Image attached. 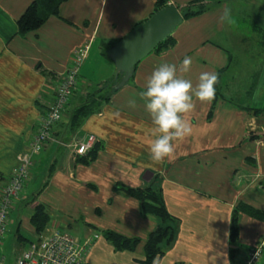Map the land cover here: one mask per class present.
<instances>
[{
    "label": "crops",
    "instance_id": "0c3cea01",
    "mask_svg": "<svg viewBox=\"0 0 264 264\" xmlns=\"http://www.w3.org/2000/svg\"><path fill=\"white\" fill-rule=\"evenodd\" d=\"M32 1L0 0V191L55 99L74 51L88 45L80 88L88 92L107 83L116 66L106 50L150 17L159 0H67L40 28L21 33L18 19ZM163 1L179 7L191 0ZM219 6L206 13L204 32L202 18L184 19L172 33L175 44L145 57L74 132L65 123L84 95L73 97L67 119L53 126L55 138L35 155L25 193L11 208L13 235L0 248L4 264H13L38 238L32 223L38 204L49 213L45 233L76 230L80 243L100 233L82 264H147L145 243L160 218L143 214L139 197L119 185L143 187L152 180L176 220L171 244L153 264H247L260 245L262 256L252 264H264V0H221ZM226 7L235 24L220 22ZM185 56L193 63L183 75L194 86L202 72L218 74L217 98L195 101L185 116L191 135L175 141L173 156L157 163L149 154L154 125L138 94L156 67L179 66ZM243 80L252 82L247 86ZM132 99L135 107L129 106ZM91 134L98 138L94 151L77 153V141ZM235 211L239 229L233 240ZM107 230L141 242L134 250L118 249Z\"/></svg>",
    "mask_w": 264,
    "mask_h": 264
},
{
    "label": "built area",
    "instance_id": "2783aa9c",
    "mask_svg": "<svg viewBox=\"0 0 264 264\" xmlns=\"http://www.w3.org/2000/svg\"><path fill=\"white\" fill-rule=\"evenodd\" d=\"M88 45L79 47L73 53L71 65L56 86L55 99L50 104L46 113L39 119L35 132L27 147L17 155L16 165L10 176L9 182L0 191V248L7 234L9 214L14 202L22 196L23 188L28 180L29 166L33 154L40 151L44 144L51 138L52 128L64 115L67 105L73 99L79 87V67L84 60ZM98 141L95 134L86 140L77 141L76 151L85 154L92 149ZM81 148L84 149L81 152ZM100 236L96 232L93 237L80 243L76 236L68 230L55 228L50 233H43L24 249L15 259L13 264H82L87 249L94 238ZM262 256L261 245L250 252L247 264L256 262ZM6 256L0 251V264H4Z\"/></svg>",
    "mask_w": 264,
    "mask_h": 264
},
{
    "label": "trees",
    "instance_id": "16d2710c",
    "mask_svg": "<svg viewBox=\"0 0 264 264\" xmlns=\"http://www.w3.org/2000/svg\"><path fill=\"white\" fill-rule=\"evenodd\" d=\"M65 1L67 0H33L18 19L19 31L21 33H27L40 28L50 16L59 14L60 6ZM193 1H191V4L189 5H192ZM165 5L166 4L163 0H159L156 10ZM181 12L184 15V19H186L190 16L198 14L200 11L188 10L186 12ZM175 42L176 41L171 34L166 40L159 43L153 51L160 52L162 50H165L174 45ZM108 52L109 50H106L105 53L108 54ZM121 76L122 74H120V77ZM118 82L119 78L114 77L112 80L103 84V87H106L105 89L99 87L98 90L94 89L89 91L87 95L84 96V101L71 110L70 118L65 123V126H68L72 132L76 131L90 114L96 112L102 106V104L108 101L111 95L119 89L116 87ZM215 98H217V96H215ZM94 147L89 151L90 153L94 151ZM92 157V155L84 157V160L88 161ZM119 186L139 197L143 214H154L160 218V225L150 233L145 243L146 256L143 262L147 264H153V262H155L157 258L161 257L165 253L166 247L171 244L176 232V220L174 216L169 212L162 192L153 180L143 187L133 188L127 187L125 185ZM253 212L257 213V211ZM238 220L239 213L235 211L233 214L231 225V238L233 240L238 234ZM32 223L37 234L39 236L42 235L49 223V213L43 204H38L35 207V212L32 217ZM104 232L105 236L118 249L134 250L141 242V239L139 237H128L113 230H107ZM24 238L27 239L26 237ZM35 240H32L31 243Z\"/></svg>",
    "mask_w": 264,
    "mask_h": 264
},
{
    "label": "clouds",
    "instance_id": "9594fccd",
    "mask_svg": "<svg viewBox=\"0 0 264 264\" xmlns=\"http://www.w3.org/2000/svg\"><path fill=\"white\" fill-rule=\"evenodd\" d=\"M220 22L235 24L231 9H223ZM192 63V58L185 56L179 66L167 62L160 64L147 77L145 90L138 94L154 125L152 133L155 139L150 144L149 154L157 163L173 156L175 141L191 135L192 126L185 116L194 110L195 101L210 103L215 99L218 74L202 72L194 86L183 75L190 72ZM129 106H136L135 99L129 101Z\"/></svg>",
    "mask_w": 264,
    "mask_h": 264
},
{
    "label": "water",
    "instance_id": "95a60500",
    "mask_svg": "<svg viewBox=\"0 0 264 264\" xmlns=\"http://www.w3.org/2000/svg\"><path fill=\"white\" fill-rule=\"evenodd\" d=\"M183 21L184 15L180 8L168 3L134 26L115 43L108 55L116 66L115 77L119 78L116 87L124 86L133 76L136 66L152 53L159 43L166 40ZM150 174L146 175V180H150Z\"/></svg>",
    "mask_w": 264,
    "mask_h": 264
},
{
    "label": "rangeland",
    "instance_id": "374dc122",
    "mask_svg": "<svg viewBox=\"0 0 264 264\" xmlns=\"http://www.w3.org/2000/svg\"><path fill=\"white\" fill-rule=\"evenodd\" d=\"M191 1H193V0H191ZM191 1H187V3H185V4H183V5H179V8H180V10L181 11H183V12H186V11H192V10H198V11H200L198 14H195V15H193V16H190V17H188V18H186V20L187 19H195V22L196 23H198V21H196V19H199V18H202L203 19V21H201L202 23H203V26H201V29L203 30V32H204V23H205V16H206V13H208V12H210L211 11V9L212 8H220V3H221V0H214V3L210 0V1H208V0H200V1H193V3H192V5H189V4H191ZM216 4H219V5H217L216 6ZM219 6V7H218ZM100 66H99V64H98V68H99ZM101 70H103V69H101ZM250 78V77H249ZM248 81V80H247ZM247 81H245V80H243V83H246L247 84V86H249L250 84H251V82L252 81H250V82H247ZM237 82V81H236ZM218 84V83H217ZM236 86V88H239V86H238V84H235ZM104 85L103 84H101V85H98V86H94V89L96 90H98V88L100 87H102L103 89H105L106 87H103ZM258 88V87H257ZM257 88H254L253 89V91L252 92H255L256 90H257ZM85 89H87L88 90V88H86V87H82V88H80V87H78L77 88V90H76V93H75V95L77 94V93H79V92H81V95H87V93L89 92H85L84 90ZM90 89V88H89ZM93 89V90H94ZM120 89V88H119ZM118 89V90H119ZM249 89V87H247V90ZM83 91V92H82ZM86 93V94H85ZM74 95V96H75ZM80 95V94H79ZM89 95V94H88ZM83 96V97H84ZM214 100H216V98L214 99ZM84 101V100H83ZM80 105V104H79ZM73 108H71V110H72ZM66 110H67V107H66ZM66 110H65V112H64V115L66 114ZM71 110L69 111V114H68V119L70 118V113H71ZM64 115H63V117H64ZM61 118V120L63 119H67L66 117L65 118ZM61 120H59V121H61ZM62 120V121H63ZM58 121V122H59ZM57 122V123H58ZM60 123V122H59ZM79 129V128H78ZM77 129V130H78ZM97 136V135H96ZM73 134L70 136V138L71 139H73ZM55 137L53 136V133H52V135H51V138L48 140L49 142L50 141H53V139H54ZM98 139V138H97ZM70 140V139H69ZM29 141H30V139H29ZM29 141H27L26 142V144H25V147H27L28 146V144H29ZM47 141V142H48ZM98 142V141H97ZM96 142V143H97ZM46 145V143L44 144V146ZM43 146V147H44ZM43 149V148H42ZM41 149V150H42ZM39 152V151H38ZM38 152H36L35 154H33V157H32V160H31V164H30V168H29V173H28V180L30 179V177H31V174H32V172H31V169H32V166H33V164H34V157H35V155L38 153ZM18 155V154H17ZM16 158H17V156H16ZM28 180L26 181V183L28 182ZM26 183H25V186H26ZM24 193H25V187L23 188V191H22V195H24ZM9 217H10V214H9ZM9 221V220H8ZM68 231L70 232V233H72V234H74L75 236H79L78 235V232L76 231V230H70V229H68ZM7 234L10 236V235H13V232L12 231H7ZM6 234V235H7ZM5 235V236H6ZM80 237V236H79Z\"/></svg>",
    "mask_w": 264,
    "mask_h": 264
}]
</instances>
